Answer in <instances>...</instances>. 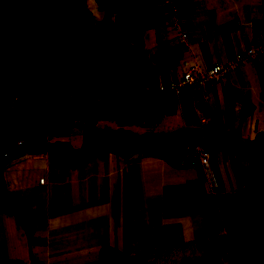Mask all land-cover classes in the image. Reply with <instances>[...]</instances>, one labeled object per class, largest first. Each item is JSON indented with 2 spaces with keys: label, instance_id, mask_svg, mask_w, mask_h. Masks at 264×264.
Returning a JSON list of instances; mask_svg holds the SVG:
<instances>
[{
  "label": "crops",
  "instance_id": "obj_1",
  "mask_svg": "<svg viewBox=\"0 0 264 264\" xmlns=\"http://www.w3.org/2000/svg\"><path fill=\"white\" fill-rule=\"evenodd\" d=\"M178 3L189 32L186 44L171 28L162 1L138 15L146 23L151 68L168 84L179 81L187 66L203 70L228 62L264 40V0ZM87 5L98 22L116 24L122 17L115 6L96 0H87ZM178 95L177 112L159 125L126 127L138 135L176 133L181 147L177 158L108 150L83 164L68 165L56 146L75 149L56 143L43 153L0 159V260L28 263L35 257L39 264H98L103 250L111 249L115 259L129 258L127 264H164L170 259L175 264L229 248L226 222L217 233H208L203 206L207 203L224 220L236 194L247 190L258 172L251 171L252 163L264 161V58ZM102 123L118 129L109 121L94 129ZM190 130L200 131L203 141L215 145L212 164L220 180L215 194L206 181L201 194L198 169L184 153V145L193 144ZM21 208L28 209L27 220L17 217Z\"/></svg>",
  "mask_w": 264,
  "mask_h": 264
},
{
  "label": "trees",
  "instance_id": "obj_2",
  "mask_svg": "<svg viewBox=\"0 0 264 264\" xmlns=\"http://www.w3.org/2000/svg\"><path fill=\"white\" fill-rule=\"evenodd\" d=\"M96 1L122 10L121 19L116 24L98 22L87 0H73L71 5L55 0H0V154L6 150L5 158L46 152L50 139L70 137L79 128L94 131L101 121L118 126L96 136L110 143L103 151L152 154L164 146L170 157L180 156L176 133L138 135L126 130L159 125L177 112L181 102L175 92L159 90L162 82H168L151 68L144 19L138 16L164 0ZM179 11L184 19L180 7ZM14 101L18 103L13 105ZM189 132L190 143L215 149L214 143L202 140L200 131ZM196 168L204 196L206 178L199 165ZM263 189L264 169L247 190L236 194L237 201L224 220L204 203L208 233H217L226 222L230 264H264ZM111 251L103 250L98 264H108ZM0 264L28 263L1 259Z\"/></svg>",
  "mask_w": 264,
  "mask_h": 264
},
{
  "label": "built area",
  "instance_id": "obj_3",
  "mask_svg": "<svg viewBox=\"0 0 264 264\" xmlns=\"http://www.w3.org/2000/svg\"><path fill=\"white\" fill-rule=\"evenodd\" d=\"M166 13L169 14L171 28L177 36L179 42L186 44L189 38L188 29L181 16L176 0H164ZM264 58V40L259 43H253L245 49L239 51L235 57L228 62H216L211 67L200 70L194 64L187 66L183 77L177 82H171L168 85L160 84L159 90H170L176 94H181L183 90L191 86H202L209 82H218L227 72L234 70L242 64H251L258 59ZM22 144V142H19ZM188 158L193 167L201 166L206 182L209 185V192L215 194L220 187V180L212 165V151L204 143L191 144L187 146ZM5 156L8 154L5 153ZM45 179L41 178L44 183Z\"/></svg>",
  "mask_w": 264,
  "mask_h": 264
},
{
  "label": "rangeland",
  "instance_id": "obj_4",
  "mask_svg": "<svg viewBox=\"0 0 264 264\" xmlns=\"http://www.w3.org/2000/svg\"><path fill=\"white\" fill-rule=\"evenodd\" d=\"M55 1L57 3H59V5H67V4H70L71 5L73 3V0H55ZM110 10H111V14L112 15H114L115 13L119 14L120 12H122V10L115 9L116 12L113 13L114 8H110ZM109 17H111V16H109ZM108 19L110 20V18H108ZM145 25H146V23H145ZM129 46H130V43L127 41V48L128 49H129ZM17 103H18L17 101H14L13 102V105H15ZM109 129H110V127L108 126V124H103V123L101 125H98V127L96 129H94V131H90L88 133H87V131H84L83 128H79V130H77L74 133L75 135L70 138V140L60 141V140H57V139H50L47 142V144H48V146L49 145H52V144H56V143H60V144H70V147L71 148H73L75 150H78V149H80V148L83 147V145L85 144V142L88 139H90L92 137H95L98 134H102L103 132L109 131ZM151 133H153V132H151ZM187 145L188 144L186 143L184 145V148H183L184 153H185L186 156H188ZM109 146H110V143L109 142L108 143L101 144L98 148L92 149L90 151L91 153H90L89 157L88 158H85V159H84V157L74 158V159L67 157V158H65V160H66V162H69L68 165H80V164H83V163L87 162L88 160H91L92 158H94V154L95 153L97 154L100 151H103L101 149L108 148ZM5 151H3V152L1 151V154H0L1 157H0V159L5 158V156L3 154ZM52 151H54V150H52ZM104 151H108V150H104ZM54 152H56V151H54ZM113 152H122V151H113ZM125 152H129L131 154H138L137 155L138 157H139V155L144 154L143 151H137V150H134V151H125ZM152 152L154 154H157L160 157H164V158L165 157L167 158L169 156V152L167 151V149H165L164 146H161V147H159L157 149H154ZM56 153H58V152H56ZM152 154H149V155H152ZM257 156L260 157V158L263 157V156L261 157L259 155H257ZM252 164L253 165L251 167V171H253V172H257V171H260V170L264 169V161L263 160L262 161H257V163H252ZM102 181H104V180H102ZM101 187H102V190H103V186H101ZM12 211H14V210H12ZM16 215L20 219H26L27 220L28 209L27 208H21V210L16 211ZM114 255H117V254H114V253L109 254V256H108V260H109L108 264H113V262H118V264H127L128 263V259L129 258H127V261H125V258L115 259L114 258ZM230 259H231L230 249L228 247H226V248H224V250L222 249L220 251H214V250L210 251V255H207L206 258H203L201 256H198L197 258L196 257H189L187 259H177L174 263L175 264H210V263H215V264H230ZM171 262L173 263L172 259H170V261L165 262L164 264H172ZM28 264H39V260L36 259L35 257H32L30 260H28ZM161 264H163V261H161Z\"/></svg>",
  "mask_w": 264,
  "mask_h": 264
},
{
  "label": "flooded vegetation",
  "instance_id": "obj_5",
  "mask_svg": "<svg viewBox=\"0 0 264 264\" xmlns=\"http://www.w3.org/2000/svg\"><path fill=\"white\" fill-rule=\"evenodd\" d=\"M101 144H104V142L101 139H97L96 136L88 139L82 148L78 150H72V149H64L61 146H56L58 154H61L65 158H81L83 157V153L90 152L91 149L98 148ZM55 148V147H54Z\"/></svg>",
  "mask_w": 264,
  "mask_h": 264
},
{
  "label": "water",
  "instance_id": "obj_6",
  "mask_svg": "<svg viewBox=\"0 0 264 264\" xmlns=\"http://www.w3.org/2000/svg\"><path fill=\"white\" fill-rule=\"evenodd\" d=\"M91 150H92V149H91ZM90 153H91V152H89V153H88V152H87V153H83V155H84V156H83V157H84V159H85V158H88V157H89V155H90Z\"/></svg>",
  "mask_w": 264,
  "mask_h": 264
}]
</instances>
